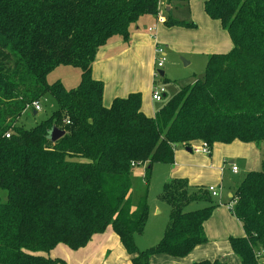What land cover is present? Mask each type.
Here are the masks:
<instances>
[{
  "label": "trees",
  "instance_id": "1",
  "mask_svg": "<svg viewBox=\"0 0 264 264\" xmlns=\"http://www.w3.org/2000/svg\"><path fill=\"white\" fill-rule=\"evenodd\" d=\"M204 8L233 47L210 54L203 77L149 117L140 92L105 106L92 68L110 38L127 40L141 16L158 14L159 0H0V264H66L49 252L58 244L84 247L109 226L132 264H154L159 254L186 257L208 241L212 194L187 179L166 181L168 224L155 246L139 249L135 237L145 230L149 204L145 196L133 208L131 174L145 165L149 179L154 164L172 165L176 148L192 150L195 141L210 152L216 143L258 146L260 169L249 171L232 197L245 235L229 241L241 264H264L257 251L264 244V0H206ZM165 23L196 27L172 17ZM59 65L79 68L76 87L47 82ZM46 93L58 104L53 114L33 128L19 123L28 107L37 113L34 103ZM54 126L65 131L56 141Z\"/></svg>",
  "mask_w": 264,
  "mask_h": 264
},
{
  "label": "crops",
  "instance_id": "2",
  "mask_svg": "<svg viewBox=\"0 0 264 264\" xmlns=\"http://www.w3.org/2000/svg\"><path fill=\"white\" fill-rule=\"evenodd\" d=\"M204 1L200 4L201 9L193 6L194 0L189 1L190 21L197 23V31L205 25L211 29L212 33L217 34L221 39L218 40V44L209 47L201 44L200 50H196L193 45L188 43L189 37L188 40H185L184 37L186 35L184 31L191 32V29H184V26L177 25L167 29L164 26L165 20L159 22L157 15L145 14L144 17H140L131 25L127 40L120 35H115L98 49L92 74L94 79L100 80L104 84L103 103L105 106L109 107L117 97H127L130 93L140 92L142 94V111L149 117L155 116L159 108L154 106L152 101V90L156 86L154 70L157 47L165 45L173 54L201 55L207 59L210 54L226 53L231 49L233 44L232 40L231 42L229 40V34L225 32L221 21L211 18L205 12ZM173 2L175 0H159V10L161 7H166V10L171 13ZM196 10L199 11L197 15L195 14ZM168 32H171L169 39L164 36ZM173 43H177L178 47H174ZM187 63L189 64L190 61ZM149 105L154 106L153 109ZM200 144L199 141H195L193 147ZM237 159L242 162L247 173L261 167V152L254 143L240 141L230 144L216 143L209 154L189 150L183 146L177 147L174 163L169 165L171 166L169 179H187L191 186L208 188L211 185H216L220 187L222 181L210 184L205 173L212 170L221 175L226 164H235L239 172V165L236 164ZM236 186L234 187L236 188ZM232 197L233 190H230L226 193L229 202L224 201L218 204L211 217L205 222L208 238L205 244L196 247L183 258L159 254L153 256L151 261L154 264H192L203 259H219L229 262L228 264H241L229 241L231 236L245 235L242 223L233 213L232 207H229ZM201 204L205 206V203L201 202ZM48 255L60 258L66 264H132L131 254L125 250L111 226L105 232L95 234L84 247L74 250L65 244H58Z\"/></svg>",
  "mask_w": 264,
  "mask_h": 264
},
{
  "label": "rangeland",
  "instance_id": "3",
  "mask_svg": "<svg viewBox=\"0 0 264 264\" xmlns=\"http://www.w3.org/2000/svg\"><path fill=\"white\" fill-rule=\"evenodd\" d=\"M189 1L184 2L182 0H175V2H173V9L171 13L166 10V7H161L158 11L157 17H161L165 21L169 20V18L172 17L173 19L179 21L192 23L193 21H190L191 19L188 13ZM202 2L203 0H194L193 6L197 9H199L200 7L201 9L200 4H202ZM198 13L199 11L196 10L195 14L197 15ZM141 17H144V15ZM164 26L167 29H170L172 27L166 23L164 24ZM188 28L192 31H184V33L186 34L184 36L185 40H188L189 37L188 43L190 45H193V48H195L196 50H200L199 46L201 44L209 47L211 45L218 44V40H221L217 36V34L214 35L211 29H209L206 25L202 26L201 30L198 31V26H184V29ZM225 32L228 33L226 29ZM164 36L169 39L171 36V32L166 33ZM230 38L229 40L231 42L232 39ZM173 46L178 47V44L173 43ZM163 48L168 52V54L166 55L164 66L161 68V70L164 71V76H160L158 79H156V87L159 88L161 85H163L167 91V94L161 101H155L152 99L153 103L155 104L154 106H156L157 108L164 105V103L167 102V100L178 91L179 87L190 84L198 78H202L208 61L206 57H203L201 55L185 56L183 54H173V52L170 49L166 48L165 45ZM187 61H190V63L188 64ZM47 82L50 84L60 82L67 89L74 88L80 82V70L79 68L72 65H59L47 74ZM39 105L40 109L37 110V113H34L33 108L28 107L22 113L19 123L23 124L26 128H33L40 121L51 116L53 112L58 108L56 100L50 93H46L39 100ZM149 106L152 109L154 107H152V105ZM179 147L182 146L179 145ZM236 164L239 165L238 173L232 172L231 164H226L227 166H225L221 175H219V173H216V171L213 172L212 170L205 173L210 184H216L219 183V181H222V185L220 186V197H212L213 202L217 205L224 201L229 202V199L226 198V193L230 190L234 191V186L238 185L247 174V170L239 159L236 160ZM144 169L145 165L139 164L133 168L131 174L133 208L137 207L140 199L145 196L147 203L149 204V216L145 226V230L142 234L135 237V241L139 249L153 247L160 241L168 224L170 213V208L165 202L162 201L161 194L163 192V186L165 182L170 177L169 173L171 170V166H169L168 164L160 163L154 164L149 179H145ZM1 196L6 197V192L1 191ZM203 206L204 204L197 203L193 204L191 208L198 209ZM230 206H232L231 201L229 203V207ZM257 251L259 252L260 256L264 255V244L258 245Z\"/></svg>",
  "mask_w": 264,
  "mask_h": 264
},
{
  "label": "built area",
  "instance_id": "4",
  "mask_svg": "<svg viewBox=\"0 0 264 264\" xmlns=\"http://www.w3.org/2000/svg\"><path fill=\"white\" fill-rule=\"evenodd\" d=\"M157 20L159 22H163L164 19L161 17H158ZM152 30V28H150ZM166 61V51L163 47H157L155 50V70H154V77L155 79H158L161 75L159 71L164 66V62ZM166 89L163 85H161L159 88L154 86L152 90V99L155 101H161L165 96ZM34 106L36 110L40 109L39 102H35ZM9 136V134H7ZM192 150L196 152H203V153H210V147L207 143L200 144L199 146L192 147ZM231 169L233 173H238V167L235 164L231 165ZM209 192L212 194L213 197L220 196V187L216 185H211L208 187ZM231 204L233 207L234 201H231Z\"/></svg>",
  "mask_w": 264,
  "mask_h": 264
},
{
  "label": "water",
  "instance_id": "5",
  "mask_svg": "<svg viewBox=\"0 0 264 264\" xmlns=\"http://www.w3.org/2000/svg\"><path fill=\"white\" fill-rule=\"evenodd\" d=\"M161 76H164V71L160 70L159 71ZM34 113H36V111H34ZM65 133V131L63 129H60L57 126H54L50 132V138L52 141H56L57 139H59L61 136H63ZM189 150H191L190 148H188Z\"/></svg>",
  "mask_w": 264,
  "mask_h": 264
}]
</instances>
